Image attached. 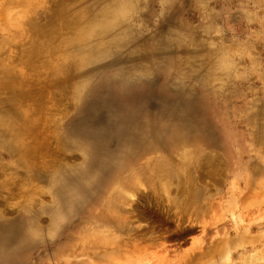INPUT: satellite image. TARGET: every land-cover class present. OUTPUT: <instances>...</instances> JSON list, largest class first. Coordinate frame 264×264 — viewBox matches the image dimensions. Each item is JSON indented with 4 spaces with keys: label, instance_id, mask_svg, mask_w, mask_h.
Wrapping results in <instances>:
<instances>
[{
    "label": "rangeland",
    "instance_id": "obj_1",
    "mask_svg": "<svg viewBox=\"0 0 264 264\" xmlns=\"http://www.w3.org/2000/svg\"><path fill=\"white\" fill-rule=\"evenodd\" d=\"M264 262V0H0V264Z\"/></svg>",
    "mask_w": 264,
    "mask_h": 264
},
{
    "label": "bare ground",
    "instance_id": "obj_2",
    "mask_svg": "<svg viewBox=\"0 0 264 264\" xmlns=\"http://www.w3.org/2000/svg\"><path fill=\"white\" fill-rule=\"evenodd\" d=\"M259 264H264V262L263 263H259Z\"/></svg>",
    "mask_w": 264,
    "mask_h": 264
}]
</instances>
